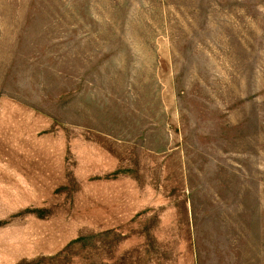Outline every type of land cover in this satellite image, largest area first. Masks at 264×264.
Listing matches in <instances>:
<instances>
[{
  "label": "rangeland",
  "instance_id": "obj_1",
  "mask_svg": "<svg viewBox=\"0 0 264 264\" xmlns=\"http://www.w3.org/2000/svg\"><path fill=\"white\" fill-rule=\"evenodd\" d=\"M0 264H264V0H0Z\"/></svg>",
  "mask_w": 264,
  "mask_h": 264
}]
</instances>
